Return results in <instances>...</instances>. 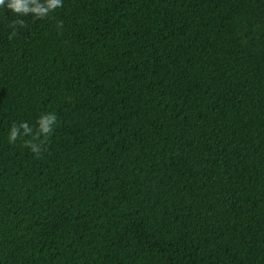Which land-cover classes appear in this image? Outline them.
Returning a JSON list of instances; mask_svg holds the SVG:
<instances>
[{"label":"trees","instance_id":"1","mask_svg":"<svg viewBox=\"0 0 264 264\" xmlns=\"http://www.w3.org/2000/svg\"><path fill=\"white\" fill-rule=\"evenodd\" d=\"M0 264H264V0L0 8Z\"/></svg>","mask_w":264,"mask_h":264},{"label":"clouds","instance_id":"2","mask_svg":"<svg viewBox=\"0 0 264 264\" xmlns=\"http://www.w3.org/2000/svg\"><path fill=\"white\" fill-rule=\"evenodd\" d=\"M62 6L63 0H0V8L6 9L14 17L31 16L39 20L49 17L50 13ZM62 23L61 21L57 27H61ZM8 26L13 29L9 39L16 35L17 26L27 27L24 19H13ZM56 123V115L48 112L38 118L35 130L26 122L19 125L13 124L9 130L8 142L14 144L18 139L30 136L31 139L26 140L24 146L39 156L44 150L47 138L53 133Z\"/></svg>","mask_w":264,"mask_h":264}]
</instances>
